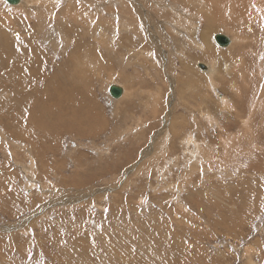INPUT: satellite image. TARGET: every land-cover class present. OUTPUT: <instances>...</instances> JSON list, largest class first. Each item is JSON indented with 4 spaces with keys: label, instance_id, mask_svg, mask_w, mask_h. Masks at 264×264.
Wrapping results in <instances>:
<instances>
[{
    "label": "rangeland",
    "instance_id": "rangeland-1",
    "mask_svg": "<svg viewBox=\"0 0 264 264\" xmlns=\"http://www.w3.org/2000/svg\"><path fill=\"white\" fill-rule=\"evenodd\" d=\"M64 1L74 10L55 13L50 30H60L59 38L39 19H26L37 31L30 41L43 50V71L30 64L33 57L22 62L18 51L15 69L31 74L34 84L8 93L29 99L36 89L40 102L54 109L63 87L85 71L88 82L79 90L86 105L89 97L94 101L98 119L92 111L90 125L84 114L75 116L87 124L81 137L40 129L46 155L38 164L30 144L3 134L0 118V179H8L13 205L7 213L0 209V264H264V151L256 147L264 144V133L247 148L239 139L248 129L249 106L264 89V19L230 17L234 0L208 1L222 8L219 17L206 0H123L126 8L116 16V0H110L101 18L103 34L88 36L98 27L94 4ZM164 13L176 19H162ZM8 14L23 17L18 10ZM215 34L228 36L231 46L217 47ZM73 38L90 41L100 68L87 64L78 71ZM236 46L243 56L234 54ZM203 48H210L213 60L194 58ZM238 63L246 67L245 84L234 79ZM108 84L121 86L122 98L112 100ZM262 111L250 112L259 115L256 131L264 127ZM72 118L60 119L73 122L66 129L76 128ZM188 135L196 147L187 143ZM226 140L251 161L246 158L237 170L232 164L219 169ZM9 151L20 154L13 160ZM194 152L200 157L192 164L185 159Z\"/></svg>",
    "mask_w": 264,
    "mask_h": 264
},
{
    "label": "bare ground",
    "instance_id": "bare-ground-1",
    "mask_svg": "<svg viewBox=\"0 0 264 264\" xmlns=\"http://www.w3.org/2000/svg\"><path fill=\"white\" fill-rule=\"evenodd\" d=\"M84 1H87V0H84ZM206 1L207 2L213 1L214 3H216L218 0H206ZM234 1L235 2L232 5L230 17L242 16V18H243V15H244L243 13H244V9H245L244 5H242L243 0H238L239 2H242L241 5L239 6V8L236 7V1L237 0H234ZM259 1L264 2V0H259ZM39 2H41V3L45 2L46 5L41 4ZM87 2H89V1H87ZM91 2L96 7L95 16H94V19H96V21H95L94 25H97L98 27L97 28L94 27L93 32L88 33L87 35L91 36L92 34L96 33V34L101 36L103 34L101 32V28L103 27V25H105V19H101L102 14H103V9H104V6L106 7V4L110 2V0H91ZM91 2H89V3L91 4ZM49 3L51 5V7H50V5H47ZM29 4H31V6L28 7ZM207 6L211 9L213 15H215L214 17H216V15H218V17H219L220 14L222 15V8L221 7H220V9H217V7H218L217 5L210 4L209 2L207 3ZM7 9H8V11H10V9L18 10V11H20V15H22L23 17H21V18L10 17V14H8ZM67 9L74 10L73 6L67 5L64 0H57V1H54V0H19L18 3L15 5H10L5 0H0V81L3 82V86L0 87V92L4 93L2 96H0V118H1V122H2V124H1L2 131H3V134L5 136H8V137L13 136L17 139H22V141L26 145L30 144L32 146V149H33V150H31L33 159L36 160L35 156L37 158H39L38 164L43 163V159L45 158V155H46V154H44L43 149H42L40 129H42L43 131H44V128L45 129H53L55 132L59 130L58 133H62V132H65V134L66 133H72L78 137H81V136L86 135L85 129L87 128L86 127L87 124L85 123L86 126L84 127L83 125H85V124L82 123L83 120L82 119H80V120L75 119V118H77L75 116L84 114L85 116H87V119L90 120V122L88 123L90 125L92 117L88 116L89 114L87 112L92 111L94 113L95 117H97V119H98V113L95 109L96 105L95 104L93 105L94 101H90V100H92V98L89 97L88 103H90V105H86L85 101H84V100H87V99H85L86 94L81 93L79 90L80 88H84L83 85L87 84L88 78H89L86 75V72L83 70V66L90 64V65L96 66L97 68H100V66L102 64L99 56L97 54L90 52L91 48L88 45L90 42L89 40L88 41H82L79 38H77V39L73 38L72 39L73 53L77 56V59L79 61L78 66L80 68L78 69V71L81 73L83 70L84 76L79 75L78 77L73 79V81L67 83L66 86L63 87V89L61 91L62 99L61 100L59 99L58 101H56L54 103V109L47 108L46 104L44 105V101L40 102L41 100H40L39 94L36 91V89L33 90L34 95L32 97H30L29 99L28 98L21 99L19 97L9 96V93H8V90L10 88H14V87L20 88V87H23V86L31 84V83L34 84V79L31 76V74H28L26 72H18L15 69L17 64L13 63V56L16 53H18V51L22 54V58H21L22 62L25 60V57H33L34 59H31L30 64L31 65H34V64L37 65L38 69H39V73H41L43 71L42 59L45 58L43 56V54H41V52L43 50L41 49V47H37L36 44L34 43V41H30L31 38H34V34L35 35L37 34V31L35 30L36 32L34 33V30H31V27L28 26L26 19H39L40 25L44 26V28H46L47 32L50 35L54 34V39H55V38H59L61 32H60V30L58 32L57 29H54V32H52V30H50L53 27L54 15L56 12H59L61 14L63 11H65ZM228 9H231V6H228ZM165 19L171 20V19H174V17L171 14H167V15H165ZM251 19H253V17H251ZM259 19H264V7H262V17ZM57 23H58V20H57ZM172 27L174 28L175 31H178L179 26L172 25ZM36 28H37V26H36ZM216 35H223V34H215L213 36V39L215 38ZM223 36L226 37L228 40V43L225 46H222V47L218 46L215 43V41L214 40L213 41L217 47H219L221 49L222 48L228 49L231 46L233 41L228 36H226V35H223ZM253 38H254V36H253ZM52 41H53V36H51L47 39V45L48 46L52 45L51 44V43H53ZM179 45L181 48H185L184 44L179 43ZM251 47H252L254 53H256L258 51V44L256 41L253 40L251 42ZM109 49H106V50H109ZM203 51L204 52L202 54L194 55V58L195 57H202V58L209 59V60L214 59V56L211 55L212 52H211L210 48H203ZM233 52H234V54H238L240 56H243V49L241 47L236 46L234 48ZM229 56H231V54H221L220 58L224 59V58H227ZM92 57H94V58H92ZM9 67H12L11 71L3 72L5 68L8 69ZM243 68H246V67H242V66L240 67V63H238L233 69L234 70L233 76H234L235 80H238V79L242 80V84H245L244 78H243ZM184 69H186V68H184ZM56 71H60V70L58 69ZM205 71L208 72L209 68L206 67ZM56 77L59 79V77L57 75H56ZM185 79H186V81L189 82L188 77H186ZM239 80H238V83H239ZM77 82H80V84H76ZM181 84H182V87L186 86V82L184 79H181ZM76 85H78V86H76ZM5 86H6V89L4 88ZM111 86H117V85L108 84V87L106 90L107 93H108L109 88ZM117 87H121V86H117ZM245 88L248 89V87H246V86H245ZM121 89H122V94L116 99L111 98L112 100L118 101L120 98H122V96L125 94V91L122 87H121ZM252 90H254V92H257L258 88L251 89V92H252ZM108 95H109V93H108ZM7 96H9V97H7ZM54 96H56V94H53V96H50L49 98L54 100ZM109 97H110V95H109ZM257 98L258 99H254L249 106V119L245 121V124L247 125L248 129L244 131V135L242 136L243 139L241 137L239 138L240 140H242L244 142L246 141L242 148H247V145L249 144L248 142L253 143L256 135H258V132H259V135L264 133V127H261L260 128L261 130L259 129V131L258 130L256 131L255 129H253V126H254L253 123H254L255 117L259 116V115H255V114L250 115L251 111L259 110V112L262 113L261 116H263L262 109L264 108V89L258 94ZM12 103H14V104H12ZM61 105L64 107V110L66 113L61 108ZM239 108H240V105H239ZM255 112H257V111H255ZM69 114H70V116H74V118H72V119L74 120V122H76L75 123L76 128H74L73 130H71L69 127H68L69 130L66 129V127L68 126V123L71 120H67L64 124L60 121L61 118L64 119V117L68 116ZM49 115L50 116L53 115L54 120L48 121ZM95 117L93 119L97 120ZM224 119L225 118H223L222 120H224ZM210 120H212V119H210ZM210 120H209V122H210ZM71 123H73V122H70V124ZM215 124H216V120H215ZM89 125H88V127H89ZM221 125H222V123H219L218 128H221ZM90 127H89V129H90ZM54 128H56L57 130ZM47 132H48L47 136L51 134L48 130H47ZM47 136H44V137L46 138ZM219 136H220V134L217 137L218 140L222 139V136H220V137ZM190 137L191 136L188 135V137L186 138L187 143H194V142H192L193 140H191ZM261 137L262 136H260L259 138L261 139ZM51 139H54V137H51ZM228 142L229 141L226 140L224 143L225 149L222 150L224 159L218 165L219 169H224V168H220V167L226 166L228 164H232L233 167L231 169L237 170L238 167H240L241 163H245L247 161V159L251 161V158L243 155L242 153H241V155H238L241 152L242 148L241 149H234V148H232V146H230L228 144ZM231 144L238 147V145L233 141H231ZM197 145H198L197 142H195L193 144L194 147H196ZM251 146L249 147V149L254 148V147L251 148ZM260 146H263V147H260ZM256 147H258L260 150L263 149V151H264V144L262 142H260ZM198 151L200 153H207V152H205V149H199ZM52 152H54V151H52ZM194 153L196 154V152H194ZM19 154H20L19 152H14V151L10 152L9 151V155L11 156L12 159L17 158V156H19ZM199 157L200 156L196 154L193 158H189V159H185V160L186 161L190 160L188 162H192V164H193L194 161H197ZM228 160H229V163L226 162ZM259 171H261V170H259ZM30 176L32 177V175H30ZM13 178H16L15 174H14ZM8 184H9L8 179H0V209L6 213H7L6 209H11V207L13 206L11 203H9V201L7 199L8 196L10 195V190H8ZM17 203H18V201H17ZM2 211H0V212H2ZM251 211H252V208H251ZM228 227H226V229H228ZM4 229H5V232H9L11 230L8 228H4ZM16 229H17V227H16ZM2 231H4V230H2ZM227 231H229V230H227ZM0 244H4V242H0ZM191 260H192L191 256L189 257L188 255H186V257L184 259L185 263H188ZM194 264H195V262H194Z\"/></svg>",
    "mask_w": 264,
    "mask_h": 264
},
{
    "label": "crops",
    "instance_id": "crops-1",
    "mask_svg": "<svg viewBox=\"0 0 264 264\" xmlns=\"http://www.w3.org/2000/svg\"><path fill=\"white\" fill-rule=\"evenodd\" d=\"M126 1H129V0H126ZM165 1H169V0H162V2H165ZM115 2H116V16H117L118 15L117 13L121 9L126 8V5L124 4L123 0H116ZM137 4L139 5V2H137ZM242 5H244L245 7L244 13H243L244 14L243 19H251V17H253V19H259L262 17V7H264V2H261L259 0H243ZM139 11H140V8L138 6V12ZM167 14H171V13H164L161 15V18L165 19V15ZM173 17L174 19H176L174 15ZM240 135L243 136L244 133H241Z\"/></svg>",
    "mask_w": 264,
    "mask_h": 264
},
{
    "label": "water",
    "instance_id": "water-1",
    "mask_svg": "<svg viewBox=\"0 0 264 264\" xmlns=\"http://www.w3.org/2000/svg\"><path fill=\"white\" fill-rule=\"evenodd\" d=\"M8 4L10 5H15L18 3L19 0H5ZM215 43L218 46H225L228 43V40L226 37H224L223 35H216L214 38ZM109 95L111 98H118L121 94H122V89L121 87H117V86H111L109 88L108 91Z\"/></svg>",
    "mask_w": 264,
    "mask_h": 264
}]
</instances>
